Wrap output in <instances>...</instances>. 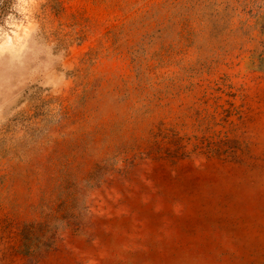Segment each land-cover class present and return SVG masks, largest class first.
I'll use <instances>...</instances> for the list:
<instances>
[{"label": "rangeland", "instance_id": "1", "mask_svg": "<svg viewBox=\"0 0 264 264\" xmlns=\"http://www.w3.org/2000/svg\"><path fill=\"white\" fill-rule=\"evenodd\" d=\"M10 22L36 31L0 59V264H264V0H6Z\"/></svg>", "mask_w": 264, "mask_h": 264}, {"label": "clouds", "instance_id": "2", "mask_svg": "<svg viewBox=\"0 0 264 264\" xmlns=\"http://www.w3.org/2000/svg\"><path fill=\"white\" fill-rule=\"evenodd\" d=\"M9 21H11V18H9ZM35 31L36 25L32 23H28L25 26L24 24H17L16 22H10L7 30L0 29V59L7 56L9 62L20 61L22 53L26 50H33L29 47V41L31 34ZM38 54L50 55V48L45 45L40 48Z\"/></svg>", "mask_w": 264, "mask_h": 264}, {"label": "trees", "instance_id": "3", "mask_svg": "<svg viewBox=\"0 0 264 264\" xmlns=\"http://www.w3.org/2000/svg\"><path fill=\"white\" fill-rule=\"evenodd\" d=\"M0 3L5 4L6 3V0H0Z\"/></svg>", "mask_w": 264, "mask_h": 264}]
</instances>
